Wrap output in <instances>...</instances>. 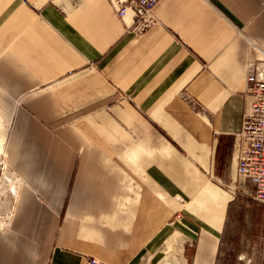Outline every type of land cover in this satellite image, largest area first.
<instances>
[{
	"label": "crops",
	"instance_id": "obj_1",
	"mask_svg": "<svg viewBox=\"0 0 264 264\" xmlns=\"http://www.w3.org/2000/svg\"><path fill=\"white\" fill-rule=\"evenodd\" d=\"M152 15L136 32L107 0H0L17 181L0 264H159L177 241L186 264H223L232 208L250 210L264 264V207L233 150L264 0H158Z\"/></svg>",
	"mask_w": 264,
	"mask_h": 264
},
{
	"label": "built area",
	"instance_id": "obj_2",
	"mask_svg": "<svg viewBox=\"0 0 264 264\" xmlns=\"http://www.w3.org/2000/svg\"><path fill=\"white\" fill-rule=\"evenodd\" d=\"M117 19L130 12L133 30L141 32L154 23L152 10L158 0H107ZM255 55L245 65L241 93L251 98L243 112L240 130L235 136L236 174L251 186L249 199L264 207V54ZM89 264H101L89 258Z\"/></svg>",
	"mask_w": 264,
	"mask_h": 264
},
{
	"label": "rangeland",
	"instance_id": "obj_3",
	"mask_svg": "<svg viewBox=\"0 0 264 264\" xmlns=\"http://www.w3.org/2000/svg\"><path fill=\"white\" fill-rule=\"evenodd\" d=\"M1 127L5 139V127L2 123ZM16 187L17 181L4 164V150L3 152L0 151V229L11 220L14 199H16ZM248 213H250L249 209L242 210V213L238 214V211L232 208L228 215L224 232L227 246L226 253L222 255L223 264H259L262 232L259 228H256L255 231L253 228L251 229L252 225H248L246 228L242 224L243 217ZM238 230L241 233L246 230L250 232L249 244L240 241ZM179 256H181V249L179 241H177L172 252L165 256L159 264H186V257L184 256H181L182 262L180 263L181 260L179 259L177 263L176 259Z\"/></svg>",
	"mask_w": 264,
	"mask_h": 264
},
{
	"label": "bare ground",
	"instance_id": "obj_4",
	"mask_svg": "<svg viewBox=\"0 0 264 264\" xmlns=\"http://www.w3.org/2000/svg\"><path fill=\"white\" fill-rule=\"evenodd\" d=\"M1 125H0V151L3 152V147H2V144H3V141H4V135L2 133V130H1Z\"/></svg>",
	"mask_w": 264,
	"mask_h": 264
}]
</instances>
